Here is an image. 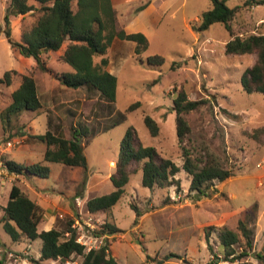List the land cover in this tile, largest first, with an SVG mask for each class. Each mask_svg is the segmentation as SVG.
Masks as SVG:
<instances>
[{
    "label": "rangeland",
    "instance_id": "rangeland-1",
    "mask_svg": "<svg viewBox=\"0 0 264 264\" xmlns=\"http://www.w3.org/2000/svg\"><path fill=\"white\" fill-rule=\"evenodd\" d=\"M182 1L172 3L159 26L149 32V46L141 54L142 61L135 58L129 45L123 46V62L115 66L114 104L121 111L134 102H139V106L129 111L122 123L107 130H100L107 124V107L97 94L88 96L83 88L61 85L52 74L41 71L32 57H24L13 49L3 31L0 33V77L10 69L18 72L10 86L0 87V112L8 105L11 91L19 85L20 74L31 70L43 105L38 113L25 110L12 116L9 122L3 123L0 119L1 163L4 159L21 164L43 160L44 143L29 135L42 134L48 129L47 111L53 122L61 125L66 138H70L72 125L78 119L95 130L82 143L86 169L44 162L50 168L46 178L10 176L0 163L3 169L0 171V217L14 183L30 199L44 204L39 230L54 227L64 231L67 220L76 219L83 225L82 229L78 224V228H74L77 235H84L86 242L97 238V242L92 243L99 247L105 236L94 232L109 222L107 220L114 222L122 232L106 237L110 254L118 264H209L213 263V254L220 257L218 264H239L241 261L264 264L255 255L263 252L264 246V185L258 184L260 169L257 166L264 163V133L259 131L264 127V94L247 93L240 83L241 74L255 62L256 54L225 52V43L234 36L264 34V3L226 0L228 7H236L230 22L231 35L220 22L203 31L192 29L198 24L201 12L211 6V1L184 0V6ZM5 7L6 0H0V28H3ZM195 15H199L196 20L193 19ZM36 16L37 12H30L13 17L11 38L20 41L22 28L29 27ZM154 54L164 58L162 65L146 63V58ZM55 56L56 53H50L43 57L50 69L72 70L70 65L56 61ZM32 62L35 65L30 68ZM173 62L183 64L173 68ZM63 66H67V70H63ZM179 89L192 100L213 99L211 107L202 106L184 114L190 133L183 144L193 156L202 155L204 148L221 158L225 155L226 166L231 167L234 175L223 181H213L204 195L189 190L190 176L183 169L175 176L180 180L178 187L150 189L141 183V163L133 162L130 165L133 171L117 203L105 212H89L86 207L89 198L114 189L109 177L115 171L120 142L129 126L135 128L144 145L154 146L160 156L182 165L173 110V98ZM146 114L158 123L157 136H152L144 124ZM8 141L12 143L10 147ZM230 192L237 196L233 198ZM77 194L79 198L75 197ZM254 205L257 207L255 218H248L253 231L249 254L241 260H222L223 248L212 227L226 225L238 231V220L245 218V211ZM89 218L93 228L85 224ZM206 231L210 233L209 246L204 236ZM63 235L62 239L68 233ZM0 237L3 264H47L46 260L39 259L41 239L13 242L1 223ZM235 249L240 251L241 247L237 244ZM68 259L71 264H80L82 256L73 254Z\"/></svg>",
    "mask_w": 264,
    "mask_h": 264
},
{
    "label": "trees",
    "instance_id": "trees-1",
    "mask_svg": "<svg viewBox=\"0 0 264 264\" xmlns=\"http://www.w3.org/2000/svg\"><path fill=\"white\" fill-rule=\"evenodd\" d=\"M211 6L202 11L199 22L193 25L196 31L206 30L210 25L220 22L232 35L231 20L236 12L235 8L226 5V0H210ZM256 4L264 0H246ZM30 12H37L34 22L21 30L20 41L11 38L12 18L24 16ZM3 31L10 46L24 57H32L37 67L52 74L59 83L67 88H83L88 96L97 94L107 107V124L100 130L110 129L126 119V114L139 106V102L130 104L125 111L115 107L117 78L107 70L109 47L115 38L134 42V56L142 61L141 54L148 48L149 41L142 32H126L118 23L117 11L111 0H6L3 15ZM67 42L63 53L58 57L61 62L71 66L73 71L53 73L43 58L48 52H54ZM227 54L255 53V62L247 67L240 77L242 89L247 93L259 92L264 94V34H250L247 36H234L225 43ZM101 56L96 62L95 57ZM146 63L151 66H160L164 58L159 54L150 55ZM183 62H173L172 67H180ZM32 71L20 74L19 85L11 91L8 105L0 112L1 122H9L12 116L21 112L42 110V102L37 90V84ZM18 72L15 69L7 70L0 77V87L10 86L13 77ZM176 89V88H175ZM90 98V97H89ZM213 99L210 97L192 100L183 89H179L173 98L175 112L176 133L178 145L181 150L182 165H177L172 159L159 155L157 149L151 145H144L138 138L133 126H129L121 139L119 154L115 162V171L110 175L114 189L108 193L91 197L86 201L89 212H105L111 209L124 193V186L133 171L131 163H141L143 186L150 189L154 187H168L180 184L176 174L183 169L190 176L189 190L201 194L206 193L207 187L213 181H223L234 175L231 167L226 166L227 158L204 148L200 156H193L183 144L188 139L190 126L184 114L199 109L202 106L211 107ZM225 113L236 117L226 109ZM48 129L37 135H29L45 145L43 160L40 162L21 164L10 159H4L3 166L8 173L15 175H35L48 177L50 168L44 162H55L69 167H87V160L83 152V140L88 138L91 129L88 124L78 119L72 125L70 138L63 134L61 125L54 123L47 111ZM144 124L152 136L159 133V125L150 115H144ZM53 127V129H52ZM259 131L264 133V127ZM138 215L142 212L133 205ZM256 205L245 211V218L238 220L235 231L226 225L213 226L218 241L223 248L222 260H241L249 254L252 247V230L248 225V218L254 219ZM43 216V209L30 199L17 184H12L7 203L3 206L0 217L2 228L13 242L22 240L41 239L40 260L60 258L68 259L71 255L82 256L80 264H118L110 254L108 239L105 236L103 244L98 248L86 250L85 246L76 241V230L71 227L73 220H67L66 229L50 228L39 230L38 224ZM68 233L67 237L61 238ZM122 232L113 222H106L102 228L94 233L96 235H111ZM209 232L204 236L209 244ZM238 244L240 251L235 249ZM256 257L264 261L263 252H257ZM213 256V263L218 264L220 257ZM0 264H3L0 260ZM239 264H247L241 261Z\"/></svg>",
    "mask_w": 264,
    "mask_h": 264
},
{
    "label": "crops",
    "instance_id": "crops-1",
    "mask_svg": "<svg viewBox=\"0 0 264 264\" xmlns=\"http://www.w3.org/2000/svg\"><path fill=\"white\" fill-rule=\"evenodd\" d=\"M111 2L117 11L118 23L125 29V31L126 32H142L143 34H145V36L147 37V39L149 41V32L154 30L155 28H157L159 26V24L162 22L164 16L166 15L168 10L170 9V5L174 2H176V0H111ZM181 5L184 6V0L182 1ZM198 17H199V15H195L193 17V19L196 20V19H198ZM12 21L14 24V20H12ZM125 44L129 45V47L132 50V54H133L134 53V42L127 41V40H121V39H117V38H115L113 40V42H112L111 46L109 47L108 52L106 54V56L108 58L107 70L110 73L114 74L115 76H116V73H115L116 67L115 66H117V64H120V62H123L122 50H123V46ZM66 45L67 44H63L59 50L54 51V52H48L45 55L47 56L50 53H56L55 60L58 62H61L58 59V57L63 53V51L66 48ZM100 59H101V56H97L94 58V60L96 62H98ZM61 63H64V62H61ZM34 65L35 64H33V62H32L30 64V68ZM66 67L67 66H63L62 69L65 70ZM71 71H73V69ZM52 72L53 73H60V72H68V71L52 70ZM36 84H37V82H36ZM27 132L32 133L28 129H27ZM110 163L112 165H114V161H111ZM259 169H260V172H259L258 179L259 180L262 179L264 182V163L261 166H259ZM0 171H3V169H0ZM8 175L11 176L12 174L8 173ZM247 193H248V191H247ZM230 195L233 196V198H235L237 196V194L235 192H230ZM79 196H80V194L79 195L77 194L75 197L79 198ZM35 202L42 209H45L44 204L41 205L39 203V200L38 201L36 200ZM52 203H54V201H52ZM1 210L3 211V208H1ZM262 211L264 212V209ZM64 212H67V211L64 210ZM107 221L112 222L110 220H107ZM0 242L2 243L1 237H0Z\"/></svg>",
    "mask_w": 264,
    "mask_h": 264
},
{
    "label": "built area",
    "instance_id": "built-area-1",
    "mask_svg": "<svg viewBox=\"0 0 264 264\" xmlns=\"http://www.w3.org/2000/svg\"><path fill=\"white\" fill-rule=\"evenodd\" d=\"M11 145H12V143L10 141H8L7 142V146L10 147ZM0 163H1V161H0ZM257 166H261V163H258ZM258 184L260 186L264 185L263 180L260 179L259 182H258ZM77 224L79 225L80 229L83 228L82 227L83 226L82 223L80 221L76 220V219L75 220L73 219V222L71 224V227H73V228L76 229V228H78V225ZM85 224H86L87 227L93 228L92 227L91 218H89L88 222L87 223L85 222ZM103 236H107V235H102V237ZM83 240H84V235H82L81 233L76 236V241L79 242L80 244L84 245L85 247H88V250L89 249H92V248H98V247H96V244L94 245L92 243V242H97V238L91 239V240H89L87 242L86 241H83ZM46 261H47V264H71V262H70L69 259L61 260L60 258H56V259H50V260H46Z\"/></svg>",
    "mask_w": 264,
    "mask_h": 264
}]
</instances>
